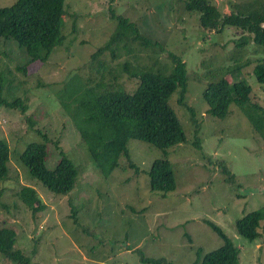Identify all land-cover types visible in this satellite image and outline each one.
Wrapping results in <instances>:
<instances>
[{
	"label": "rangeland",
	"instance_id": "374dc122",
	"mask_svg": "<svg viewBox=\"0 0 264 264\" xmlns=\"http://www.w3.org/2000/svg\"><path fill=\"white\" fill-rule=\"evenodd\" d=\"M17 1L0 0V8ZM253 1L211 0L222 16ZM110 6L160 45L130 42L128 49L121 45L115 57L106 51L95 59L116 26ZM65 9L63 42L48 62L31 64L17 42L0 40V97L22 103H0V139L11 149L9 174L0 185V227L17 232V249L35 264H147L143 258L200 264L224 244L206 223L210 220L240 250V264H264V220L253 242L235 229L236 220L264 208V140L238 105L230 104L228 116L218 118L209 113L203 96L211 78L219 77L208 71L239 65L235 77L245 78L253 88L252 100L264 106V83L254 74L255 66L264 62V50L251 42L242 48L240 61H230L238 55L235 41L243 36L242 29H206L201 15L186 11L182 0H66ZM173 55L187 64L185 101L195 110L202 150L194 146L196 124L177 90L170 104L187 141L161 149L132 139L127 157H120L118 167L104 178L57 92L74 74L87 87L116 82L132 92L139 83L135 73L146 68L173 76ZM40 141L48 147L49 169L56 168L61 151L73 162L78 176L68 195L43 186L21 161L26 146ZM164 158L173 164L177 183L168 194L153 191L149 175L154 163ZM222 166L234 176L233 184ZM25 186L37 192L44 209L34 213L20 199ZM0 264L16 263L0 255Z\"/></svg>",
	"mask_w": 264,
	"mask_h": 264
},
{
	"label": "trees",
	"instance_id": "16d2710c",
	"mask_svg": "<svg viewBox=\"0 0 264 264\" xmlns=\"http://www.w3.org/2000/svg\"><path fill=\"white\" fill-rule=\"evenodd\" d=\"M186 11L197 12L200 23L206 29L218 32L233 26L242 29L243 36L235 41V53L230 61H240L242 48L251 42L264 50V0L238 6L234 12L222 16L211 0H182ZM66 0H18L11 7L0 8V40L11 39L24 48L30 62H48L56 47L63 42L62 30L67 15ZM110 16L116 21L114 31L98 52L97 59L106 51L115 57L121 45L128 49L129 43H140L145 47L160 45L145 36L139 27L127 18L117 16L109 8ZM131 51V49L129 50ZM176 65L173 76L160 74L146 68L136 72L138 85L132 92L125 91L116 82L98 83L87 87L78 74H74L57 92V98L72 119L83 142L103 177L118 167L120 157H127V142L132 139L148 142L161 149H169L187 141L185 128L170 104L172 95L179 90L180 102L186 106L196 124L194 146L202 150L199 140V126L196 113L185 101L188 91L187 64L174 56ZM239 57V60H238ZM26 69L25 66L23 67ZM125 68V65L123 66ZM234 68V69H232ZM235 70V74L233 75ZM241 66L223 65L218 71H208L213 76L203 96L209 105V113L218 118L228 116L230 104L238 105L252 123L256 133L264 140V106L251 98L252 86L245 78H236ZM260 83H264V62L254 68ZM0 83V94L2 91ZM20 99L7 101L0 97V103L8 107L21 105ZM45 139V136H42ZM61 160L54 170L45 165L48 147L45 141L32 142L20 155L33 178L54 193L68 195L76 184L78 176L73 162L61 151ZM11 149L7 141L0 139V185L9 174ZM227 182L234 183V176L222 166ZM152 190L168 194L177 188L173 164L169 159L157 160L151 171ZM20 199L35 213L45 208L32 187H23ZM264 208L248 212L235 221L238 234L251 242L260 237ZM208 226L219 235L224 244L207 253L200 264H240V250L235 247L223 229L213 221ZM17 232L12 228L0 227V255L16 264H35L22 250L17 249ZM147 264H165V259L143 258Z\"/></svg>",
	"mask_w": 264,
	"mask_h": 264
}]
</instances>
